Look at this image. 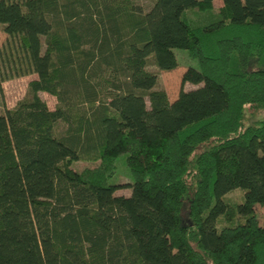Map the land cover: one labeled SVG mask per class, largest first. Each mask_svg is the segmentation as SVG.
I'll return each instance as SVG.
<instances>
[{
	"label": "trees",
	"instance_id": "1",
	"mask_svg": "<svg viewBox=\"0 0 264 264\" xmlns=\"http://www.w3.org/2000/svg\"><path fill=\"white\" fill-rule=\"evenodd\" d=\"M221 1L0 0V83L36 74L0 112V264H264V0Z\"/></svg>",
	"mask_w": 264,
	"mask_h": 264
},
{
	"label": "rangeland",
	"instance_id": "2",
	"mask_svg": "<svg viewBox=\"0 0 264 264\" xmlns=\"http://www.w3.org/2000/svg\"><path fill=\"white\" fill-rule=\"evenodd\" d=\"M134 2L142 7V9H148L151 6L152 0H134ZM213 4L215 7L221 5V0H213ZM7 40V35L2 30V26H0V46L3 45ZM175 57L178 62V66L175 68H171L169 70L159 69L152 60L150 56L147 61L146 68L155 72L158 76L157 83L154 88L164 89L167 98L172 101L177 96L179 90L183 87L184 89H190L196 86L195 84H191L189 82H184L181 84L182 72L189 66L198 68V61L195 57H190L188 51L183 48H174ZM36 78V74H29L22 77L11 78L5 80L0 83V112H3L5 108H12L16 104V102L22 99L26 95L27 91V83L31 79ZM40 97L46 102L47 106L50 109H53L56 105V98L46 92H39ZM262 110H252L249 107H245L244 109V119L245 123H251L255 121L259 117L263 115ZM64 125L62 123L58 124V130H63ZM126 155L127 152L120 153L116 156V173L113 178H111V183H125L129 181V171L126 163ZM86 163L83 162H75L73 164L74 169L80 170ZM131 181V176H130ZM116 193H121L123 195H127L130 192L129 188H119L115 191ZM241 190L236 187L232 189L229 193L226 194V198H228L231 202L237 201L240 196ZM243 193V191H242ZM241 200V199H240ZM255 212L258 214V219L260 222L263 221L264 218V205L255 204L254 205Z\"/></svg>",
	"mask_w": 264,
	"mask_h": 264
}]
</instances>
